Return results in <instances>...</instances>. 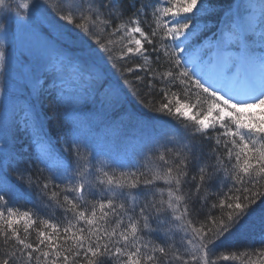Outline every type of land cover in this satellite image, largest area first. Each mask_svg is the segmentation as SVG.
Here are the masks:
<instances>
[{
  "label": "snow or ice",
  "instance_id": "6c2138e0",
  "mask_svg": "<svg viewBox=\"0 0 264 264\" xmlns=\"http://www.w3.org/2000/svg\"><path fill=\"white\" fill-rule=\"evenodd\" d=\"M226 7L231 0H0V72L18 27L49 56L21 52L30 75L18 92L0 87V264H264V87L248 79L255 63L264 68V10L254 21L251 5H237L225 19ZM206 17L219 26L200 27ZM53 57L59 70L49 71ZM213 66L216 82L198 71ZM69 74L80 91L63 87ZM49 113L62 116L55 134ZM73 116L99 118L117 152L125 125L167 131L119 162L79 136ZM36 136L61 165L31 151ZM26 198L49 218L10 206Z\"/></svg>",
  "mask_w": 264,
  "mask_h": 264
},
{
  "label": "rangeland",
  "instance_id": "374dc122",
  "mask_svg": "<svg viewBox=\"0 0 264 264\" xmlns=\"http://www.w3.org/2000/svg\"><path fill=\"white\" fill-rule=\"evenodd\" d=\"M19 0H6V3L10 4L12 8H15L16 4ZM49 4H54L56 0H48ZM71 0H66V3H70ZM233 7L231 11L225 9L226 13L228 12L229 16H232L236 13L237 5H251V12L254 21L258 20L261 16L262 10H264V4L260 5L258 0H235L233 2ZM4 15L3 11H0V18ZM248 17V19H251ZM226 19V18H225ZM0 22H3L0 19ZM11 23V21H10ZM206 22L202 21L201 26L205 25ZM209 24V23H208ZM221 28L224 27L223 23L220 26ZM0 35H4L0 33ZM10 43L12 44V48L8 54V69L7 73L0 72V87L5 88L8 92H18L20 90V85L25 82V80L30 75L28 67L24 66L20 61V53L25 52L33 56L35 61L43 62L49 58L48 53L44 51V47L41 42L37 39L36 34L29 28L18 27L14 34H7ZM38 66V65H34ZM53 67H56L57 70L58 66H56L55 58H52L51 63L49 64V71L53 70ZM198 71H202L205 75L206 79L212 80L216 82L220 79L221 70L217 66L207 67L204 69L198 68ZM249 79V86L257 91L264 87V68L257 62L255 65L250 69L248 73ZM63 87L69 88L73 93L80 91L84 85L81 84L74 76L71 74L66 75L63 77ZM70 94V93H69ZM14 104L10 103L8 105V112L10 113L13 108ZM4 115L3 112H0V117ZM99 119V118H98ZM98 119L94 122L97 123Z\"/></svg>",
  "mask_w": 264,
  "mask_h": 264
},
{
  "label": "trees",
  "instance_id": "16d2710c",
  "mask_svg": "<svg viewBox=\"0 0 264 264\" xmlns=\"http://www.w3.org/2000/svg\"><path fill=\"white\" fill-rule=\"evenodd\" d=\"M234 1L235 0H231L232 4ZM118 2L124 4L125 6H130L132 0H118ZM161 2H163V0H161ZM216 2L219 5L224 6L227 3H229L230 0H216ZM258 2L260 5L264 4V0H258ZM226 9H227V7H226ZM228 17H229L228 12L227 13L224 12V18H228ZM203 21L204 22L207 21L206 24H207L208 28L211 30H214L216 27L219 26L218 21L214 17H206ZM208 22H211V23L208 24ZM209 34H211V33L209 32ZM64 88L67 90L68 93H70V94L73 93L69 88H67V87H64ZM192 103H196V100L193 99ZM45 107L47 108V105H45ZM132 107L134 110H139L138 105H132ZM84 118H87L89 120L97 119L96 117H92V116H73V117H70L71 120L76 122V127L84 124V122L87 120ZM48 119H49V127L47 130L49 131V133L55 134L57 132V130L59 129V125H60V121L62 120V116H60L59 114L53 115V114L49 113ZM141 129L144 130V128H135L134 129L131 126L125 125L122 128V132L127 135L128 132H131L132 130H138L139 131ZM165 131H167V128L164 129V126H161V125H159L155 129L152 127H148L143 132L144 133V136H143L144 140H146L148 135L157 134V132L163 133ZM79 136H81V135H79ZM23 139H24V141H30V136H25ZM54 139H55V137H54ZM131 144L133 145L132 146L133 149L131 150V153L126 150L127 152H125V153L127 156H131L133 151L140 146V143H136V141H134V142L131 141ZM56 147L58 148L59 145H56ZM59 165H61V163ZM213 191H215V189H213ZM10 206H12L14 208H18L21 212L29 211V210L36 211L38 213L39 219H41V220L48 219L49 215H50L49 210L47 208L39 206V204L34 200V198H26V199H22V200H18V201L14 200ZM61 212H62V210H59L53 214L56 217V221H58L61 218ZM36 218L37 217H33L34 220ZM56 221H54V222H56ZM22 227H23V225H21V229H22ZM39 227H43V226L39 225ZM179 235H183V233H180ZM177 238H179V237H177ZM34 239H35V229H32L30 240H34ZM232 250L235 251V249H232ZM244 250H245L244 247L241 246L240 251H244ZM220 254L221 255H227L228 250L226 248H222ZM243 260H244V258L242 257L239 260H233L230 262H226V264H243Z\"/></svg>",
  "mask_w": 264,
  "mask_h": 264
},
{
  "label": "bare ground",
  "instance_id": "6f19581e",
  "mask_svg": "<svg viewBox=\"0 0 264 264\" xmlns=\"http://www.w3.org/2000/svg\"><path fill=\"white\" fill-rule=\"evenodd\" d=\"M247 19H248V18H247ZM251 19H252V20H254V19H253V16H252V18H251ZM164 129H165V127H164Z\"/></svg>",
  "mask_w": 264,
  "mask_h": 264
}]
</instances>
